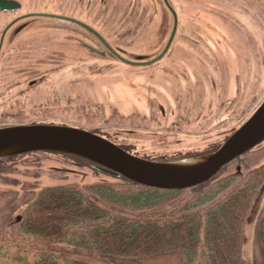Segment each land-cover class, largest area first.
I'll list each match as a JSON object with an SVG mask.
<instances>
[{
  "label": "flooded vegetation",
  "instance_id": "flooded-vegetation-1",
  "mask_svg": "<svg viewBox=\"0 0 264 264\" xmlns=\"http://www.w3.org/2000/svg\"><path fill=\"white\" fill-rule=\"evenodd\" d=\"M3 1L13 2L14 5L4 9L3 5L0 6V129L21 126L15 120L25 118H42L39 124L55 125L52 118L60 119L82 111L84 117L104 120L103 126H109L116 133L109 137L94 129H79L102 136L139 158L171 162L194 157L192 154H179L177 148L170 149V146L157 151L159 156H140L138 150L156 147L132 140L135 133L144 131L157 136L159 132H148L149 128L143 125L162 128L170 118L175 119L171 123L182 124L184 128L186 124L182 119L188 116L182 108L194 101L193 98L199 100L203 96L204 88L196 85L191 64L165 62L174 54L181 25L186 19L200 21L202 25L205 23L214 29L211 37L221 54L217 63H225L228 72L224 102L229 94L234 93L228 115L241 101L243 87L254 77L249 58L252 49L254 53L259 51L260 74L264 79V0H203L207 5L219 4L218 14L203 10L204 3L198 5L194 0H117L113 4L108 0H99V5L95 4L96 0H44L41 9L35 11L25 10L24 4L17 0ZM118 14L123 15L112 22V18ZM207 21H211V24ZM119 25L120 29L115 30ZM232 25L237 30L233 31ZM256 27L262 32L261 38L256 34ZM192 33L193 30L189 33L186 50L197 52L191 47ZM146 34L147 37H144ZM142 37L143 41L155 37V51L152 54L132 50L135 39ZM97 64H104L110 75L112 66L123 71L120 80L123 101L119 98L114 101L116 97L108 98L106 104L109 103V111L106 114H101V106L94 100V91L91 90L89 102L81 104L78 98L80 87L93 89L95 86ZM206 64L217 72L216 64L208 61ZM231 70L234 72L231 73ZM132 74L136 76L131 78ZM66 87L75 88L78 95H74L72 89H68L66 92L69 95H65ZM219 90L216 84L214 96L217 99ZM180 97L182 101L178 105ZM163 102L175 111L166 110ZM208 104H211L209 100ZM142 107L144 111L140 110ZM208 107L213 109L212 105ZM208 107L204 106V114L191 109L195 125L192 122H188V125L199 127L202 131L204 124L200 123L205 114L209 115ZM83 115L79 114L78 117ZM114 120H120V123ZM132 122L136 123L135 126H132ZM56 125L67 126L59 121ZM171 129L179 130V126H172ZM166 133L177 135L175 132ZM231 134L232 131L224 135L206 154L215 152ZM41 153L66 157L59 153ZM90 167L107 174L94 164Z\"/></svg>",
  "mask_w": 264,
  "mask_h": 264
},
{
  "label": "trees",
  "instance_id": "trees-1",
  "mask_svg": "<svg viewBox=\"0 0 264 264\" xmlns=\"http://www.w3.org/2000/svg\"><path fill=\"white\" fill-rule=\"evenodd\" d=\"M227 166L189 189L191 197L168 215L125 210L157 208L181 192L104 173L113 181L0 193V264H98L96 258L104 264H141L170 255L182 264H243L244 230L264 189V164L243 176L226 173ZM19 206L21 215L13 218ZM257 240L264 264V217Z\"/></svg>",
  "mask_w": 264,
  "mask_h": 264
},
{
  "label": "rangeland",
  "instance_id": "rangeland-1",
  "mask_svg": "<svg viewBox=\"0 0 264 264\" xmlns=\"http://www.w3.org/2000/svg\"><path fill=\"white\" fill-rule=\"evenodd\" d=\"M24 4L25 10L35 11L40 10L42 3L44 0H17ZM95 1V0H94ZM110 4H113L117 0H108ZM226 1V0H223ZM101 3L99 0L95 1V4L99 5ZM181 3V1H180ZM195 4L201 5L203 4V0H194ZM201 3V4H200ZM209 4V3H208ZM221 4V3H220ZM221 7L219 4L215 5H207L204 3L205 11H208L213 14H218L217 8ZM201 8V7H198ZM24 10V11H25ZM99 10V8H97ZM198 11V9H196ZM226 10V9H225ZM200 11V9H199ZM231 12V11H230ZM192 13H195L192 12ZM109 14V13H108ZM123 14H118L117 17L112 18V22L116 19L120 18ZM206 17V16H205ZM230 17V16H228ZM195 21L185 20V22L181 25L180 39L178 40L174 54H171L170 57L165 61L169 62H177V63H188L193 67V76L195 75L196 85H201L203 90V96L198 98H193L194 101H190L182 108L186 111L187 116L185 119H182V122H185V127H182V124L175 125L171 123L174 118L168 119L167 124L163 125L162 128H158L155 125L146 126L143 125L144 128L147 129L148 132H159L157 136H151L143 133H135V136L132 137L133 141H138L140 144L149 143L155 145V149H146V150H138V154L140 156L146 154L149 156H159V150L163 149V147L170 146V149L179 150V154H192L194 157L180 159L189 160V159H198L203 158L209 154H206L208 150L217 143L224 135L229 134L231 131L240 127L249 116L256 110V108L261 104L264 99V79L261 78L260 74V65H259V51L254 53V49L250 51L251 56L249 57L251 60V71L252 75L254 73L253 79L250 80L247 85L243 87V97L239 100L240 102L236 103L234 109L228 115L229 109L233 103L232 97L233 94H229V97L224 102V97L226 95V87H227V79L228 72L225 63L222 65L217 63L220 54V48H218L214 39L211 37L214 33V29L209 27L207 24ZM211 24V21H207ZM258 24V23H257ZM113 25V24H112ZM115 25V24H114ZM262 26V25H261ZM240 27V26H239ZM120 29V25L116 28ZM204 29V30H203ZM233 31L237 30L236 27L232 25ZM193 30L192 33V44L197 52H193L191 50L187 51L186 43L188 41L189 33ZM256 34L261 38L262 32L259 28L256 27ZM151 32V30H150ZM150 34V33H149ZM147 37V34L144 35ZM144 37L135 39L133 43L134 49L136 52L140 54H152L155 51L153 46L155 45L153 41L155 37L151 40H144ZM114 40V38H113ZM116 43V40H114ZM189 43V42H188ZM260 46V45H259ZM138 47V48H136ZM186 50V51H185ZM236 52V51H235ZM257 55V56H256ZM153 56V55H151ZM237 56V54H236ZM256 57V58H254ZM237 58V57H236ZM220 60V59H219ZM206 61L211 64H216V68H218L217 72H213L211 68H208ZM222 61V60H221ZM230 63V62H229ZM232 67L234 69V64ZM112 76L110 75V71H106V67L104 64H97L96 76L94 81L93 89L90 87H80L79 93V102L84 104L91 97V90L94 91V100L99 103L101 106V114H106L109 111V103L106 104L108 98H115L116 101L118 98L121 100V86L120 80L123 78V71L117 70L116 66H112ZM116 69V70H115ZM204 71V72H203ZM234 70H231L233 73ZM117 76H113L114 74ZM130 75V77H135ZM217 76V77H216ZM71 77V76H70ZM217 78V81H216ZM261 78V79H260ZM256 79V81H255ZM254 80V81H253ZM218 84L219 90V99L215 98V85ZM158 85H162L163 83H157ZM68 89H72V93L76 96L78 93L75 91V88H67L65 89V95H69V92H66ZM90 92V93H89ZM235 97V95H234ZM207 100L211 104L207 105ZM182 101V98H179V104ZM77 102V100H76ZM89 102V101H88ZM225 103V106H224ZM114 104V103H113ZM125 105V104H124ZM166 110L174 112L175 109L171 108L168 104L163 102ZM213 106L210 110L208 106ZM114 106V105H113ZM205 107H208L209 115L205 114L203 118L204 124L202 131L199 127H192V125H188V122L194 121L191 118L192 113L191 109L198 114H204L206 112ZM121 107H119V110ZM129 110V109H128ZM144 111L143 107L140 109ZM146 110V109H145ZM147 112V110H146ZM83 115L82 111L76 113V115H67L63 118L56 119L52 118L53 123L56 125L59 122L66 124L69 127L76 128H89L94 129L100 132L103 135L107 136H115V130L111 129L109 126L104 127V120L102 119H92L84 117L85 115L78 117V115ZM228 115V117H227ZM227 117V118H226ZM193 119V120H192ZM41 119L35 118H25V119H17L15 122L20 125H33L39 124L42 122ZM41 121V122H40ZM116 123H120V120H114ZM178 121V119H176ZM181 122V121H180ZM100 123V124H99ZM113 124V123H112ZM136 123L132 122V126H135ZM193 125H195L193 123ZM172 126H179V130H172ZM197 126V125H196ZM199 126V125H198ZM180 127H182L180 129ZM156 128V130H154ZM199 128V129H198ZM151 130V131H149ZM165 130V131H161ZM167 130V131H166ZM166 132H175L177 135H168ZM150 137V138H149ZM112 138V137H111ZM137 138V139H136ZM153 140V141H152ZM153 142V143H152ZM154 151V153H150V151ZM168 153H172V151H167ZM264 164V142L259 146L254 148L249 153L244 156L238 158L236 161H233L228 165L225 169L226 173L230 174H239L243 176L246 172L252 168L258 167ZM110 177L102 175V173H98L94 171L90 167L89 164H86L82 161L72 159L70 157H63L60 155L53 154H44L41 152L32 153L29 155H18L14 159L10 161H5L0 163V193L11 192V191H19L25 189V192L29 190L38 191L45 187L57 186L61 184H89L92 182H112ZM181 192L179 196L175 197L169 202H165L157 208H153L145 211H130L125 210L129 214L134 215H168L173 210H175L178 206L185 203L190 197L191 193L188 190L179 191ZM23 206H19L14 212L13 218H18L21 215ZM264 217V189L260 192L259 196L256 198L253 208L250 212V216L248 218L247 224L244 230V238L242 245V261L243 264H260L262 262L261 250L259 247V243L257 240V230L259 224L262 222ZM98 264H104L102 261L97 259ZM95 260V261H96ZM141 264H182L178 255H170L163 257H152L146 258L141 261Z\"/></svg>",
  "mask_w": 264,
  "mask_h": 264
},
{
  "label": "water",
  "instance_id": "water-1",
  "mask_svg": "<svg viewBox=\"0 0 264 264\" xmlns=\"http://www.w3.org/2000/svg\"><path fill=\"white\" fill-rule=\"evenodd\" d=\"M1 5L4 9L14 3L2 0ZM263 142L264 99L215 152L203 158L153 162L132 155L104 137L86 130L33 124L0 129V160L35 152L70 155L96 165L110 176L148 188L176 192L209 182L225 166Z\"/></svg>",
  "mask_w": 264,
  "mask_h": 264
}]
</instances>
